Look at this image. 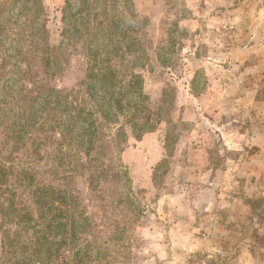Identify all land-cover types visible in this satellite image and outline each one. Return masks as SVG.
<instances>
[{"label": "trees", "instance_id": "obj_1", "mask_svg": "<svg viewBox=\"0 0 264 264\" xmlns=\"http://www.w3.org/2000/svg\"><path fill=\"white\" fill-rule=\"evenodd\" d=\"M73 1L54 37L43 0H0V264H130L146 205L122 154L131 137L176 124L139 70L149 50L168 67L169 44L149 45L134 0ZM72 50L85 70L59 87Z\"/></svg>", "mask_w": 264, "mask_h": 264}, {"label": "rangeland", "instance_id": "obj_2", "mask_svg": "<svg viewBox=\"0 0 264 264\" xmlns=\"http://www.w3.org/2000/svg\"><path fill=\"white\" fill-rule=\"evenodd\" d=\"M43 5L56 37L66 2ZM132 9L149 45L169 44L168 67L149 50L139 70L154 105L177 119L131 137L122 154L146 205L130 264H264V0H134ZM84 70L72 50L57 85L74 86Z\"/></svg>", "mask_w": 264, "mask_h": 264}]
</instances>
